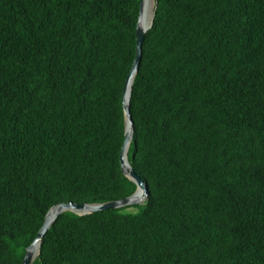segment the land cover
Listing matches in <instances>:
<instances>
[{"label": "trees", "instance_id": "1", "mask_svg": "<svg viewBox=\"0 0 264 264\" xmlns=\"http://www.w3.org/2000/svg\"><path fill=\"white\" fill-rule=\"evenodd\" d=\"M140 1L0 0V264L52 206L136 191L120 156ZM154 11L128 154L148 197L62 213L32 264H264V0Z\"/></svg>", "mask_w": 264, "mask_h": 264}, {"label": "water", "instance_id": "2", "mask_svg": "<svg viewBox=\"0 0 264 264\" xmlns=\"http://www.w3.org/2000/svg\"><path fill=\"white\" fill-rule=\"evenodd\" d=\"M144 1L145 0L140 1L139 16H138V22H137V28H136L135 57H134L132 67L127 76L125 86H124L123 110H124V117H125V139L122 145L121 156H120L123 173L137 184V189L132 195L128 197L118 199V200H113V201H107L104 203H75L73 201H68L66 203H59V204L52 206L46 213L44 222L42 224V227L38 231L36 238L26 248V252H25L22 264H32L33 259H35L36 256L38 255L37 254L34 257V254L32 252V248L34 244L38 243L39 251H40V246L46 236L47 231L62 213L66 211H71L78 215H86V214H91V213H95V212L106 210V209H117V208H121L124 206L143 203V201L147 199L148 197L149 191H148L147 184L134 171L128 159L129 146L132 141L133 133H134V121H133V118L130 112V98H131L132 84H133L134 78L140 67L142 54H143V43H144L145 35H146L147 30L151 28V26L153 25L154 15H155V11H154L151 22L147 28H144L141 26L140 20H141V16L143 13ZM127 90L129 91V93H128V96L126 97ZM140 191L143 194L142 199L138 197V194L140 193Z\"/></svg>", "mask_w": 264, "mask_h": 264}, {"label": "bare ground", "instance_id": "3", "mask_svg": "<svg viewBox=\"0 0 264 264\" xmlns=\"http://www.w3.org/2000/svg\"><path fill=\"white\" fill-rule=\"evenodd\" d=\"M153 0H145L144 1V8H143V13H142V16H141V20H140V24H141V26L142 27H144V28H147L149 25H148V19H147V16H148V10H149V8H150V3L152 2ZM153 6V5H152ZM152 15H153V13H152ZM151 19H152V16H151ZM151 19L149 20L150 22H151ZM150 22H149V24H150ZM128 93H129V91L127 90V95H126V97L128 96ZM138 197L140 198V199H142L143 198V194L141 193V191H140V193L138 194ZM32 252H33V254H34V257L39 253V245H38V243H35L34 244V246H33V248H32ZM34 260V259H33ZM33 262V261H32Z\"/></svg>", "mask_w": 264, "mask_h": 264}, {"label": "rangeland", "instance_id": "4", "mask_svg": "<svg viewBox=\"0 0 264 264\" xmlns=\"http://www.w3.org/2000/svg\"><path fill=\"white\" fill-rule=\"evenodd\" d=\"M153 5V6H152ZM154 8H155V0H153L151 3H150V8L148 10V16H147V21H148V25H149V20L151 19V16H152V13L154 12ZM138 205H141V204H138ZM141 210V206H133V207H130L128 209H125L123 212L124 213H133V214H136L138 213L139 211Z\"/></svg>", "mask_w": 264, "mask_h": 264}]
</instances>
